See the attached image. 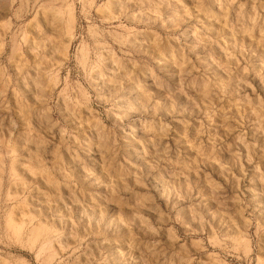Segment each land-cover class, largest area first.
Returning <instances> with one entry per match:
<instances>
[{
    "label": "rangeland",
    "instance_id": "rangeland-1",
    "mask_svg": "<svg viewBox=\"0 0 264 264\" xmlns=\"http://www.w3.org/2000/svg\"><path fill=\"white\" fill-rule=\"evenodd\" d=\"M0 264H264V0H0Z\"/></svg>",
    "mask_w": 264,
    "mask_h": 264
},
{
    "label": "bare ground",
    "instance_id": "bare-ground-1",
    "mask_svg": "<svg viewBox=\"0 0 264 264\" xmlns=\"http://www.w3.org/2000/svg\"><path fill=\"white\" fill-rule=\"evenodd\" d=\"M55 1V0H54ZM62 1V0H61ZM59 3V2H58ZM66 4V3H65ZM70 28V27H69ZM34 222V221H33ZM30 223V225L28 226V227H31L30 228V230H29V233H30V237H32L33 235H34V233L35 232H37L38 231V228H36V227H32L33 226V223L32 222H29ZM6 224L7 225H11V219L9 218V220L6 222ZM14 225V224H13ZM13 228L14 229H16L17 230V232H18V234L19 235H23L24 233H25V231L26 230H28V229H26V228H21V227H17V226H13Z\"/></svg>",
    "mask_w": 264,
    "mask_h": 264
}]
</instances>
